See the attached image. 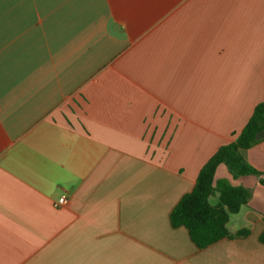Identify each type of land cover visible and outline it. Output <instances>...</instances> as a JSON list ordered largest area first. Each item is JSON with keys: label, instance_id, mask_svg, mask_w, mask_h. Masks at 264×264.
Here are the masks:
<instances>
[{"label": "crops", "instance_id": "0c3cea01", "mask_svg": "<svg viewBox=\"0 0 264 264\" xmlns=\"http://www.w3.org/2000/svg\"><path fill=\"white\" fill-rule=\"evenodd\" d=\"M263 100L264 0H0V264H264V141L246 237L169 220Z\"/></svg>", "mask_w": 264, "mask_h": 264}, {"label": "trees", "instance_id": "16d2710c", "mask_svg": "<svg viewBox=\"0 0 264 264\" xmlns=\"http://www.w3.org/2000/svg\"><path fill=\"white\" fill-rule=\"evenodd\" d=\"M217 151L200 169L193 189L182 196L170 212L169 220L173 229L183 227L187 230L194 246L201 250L219 240L233 237H246L248 230H241L231 235L227 230L229 216L240 211L251 198V190L222 183L215 185L214 176L219 165H224L233 177L252 175L261 177L248 165L242 152L264 141V100L258 103L238 134ZM264 184L262 179L259 180ZM217 194L216 203L211 198ZM264 245V233L258 237Z\"/></svg>", "mask_w": 264, "mask_h": 264}, {"label": "built area", "instance_id": "2783aa9c", "mask_svg": "<svg viewBox=\"0 0 264 264\" xmlns=\"http://www.w3.org/2000/svg\"><path fill=\"white\" fill-rule=\"evenodd\" d=\"M66 200L64 197H61L56 203H55V207H59V206H63L65 205Z\"/></svg>", "mask_w": 264, "mask_h": 264}]
</instances>
